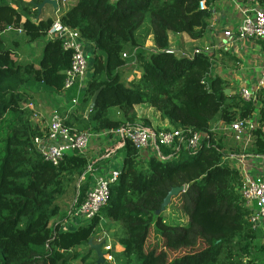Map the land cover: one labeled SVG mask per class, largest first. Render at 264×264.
I'll return each mask as SVG.
<instances>
[{"label": "trees", "instance_id": "16d2710c", "mask_svg": "<svg viewBox=\"0 0 264 264\" xmlns=\"http://www.w3.org/2000/svg\"><path fill=\"white\" fill-rule=\"evenodd\" d=\"M200 1L70 0L62 10L61 24L76 30L91 53L85 90L65 93L69 102L77 98L64 119L71 133L148 126L134 112L147 104L166 130L181 131L184 140L192 133L202 137L195 154L185 145L176 152L162 148L161 155L172 158L165 161L144 159L126 142L107 205L63 230L61 202L84 198L88 178H80L89 157L70 155L52 166L33 141L46 135L39 101L48 108L57 102L71 52L46 39L52 18L37 12L42 0H0V264H95L91 245L103 232L111 235V244L103 243L111 249L108 264H264L263 233L248 223L251 210L240 195L243 173L230 158L264 157V92L257 95L261 117L250 142L235 145L225 128L250 119L254 103L224 93L228 85L215 73L212 55L184 57L170 49L171 34L192 42L205 36L216 0H204L208 10L198 8ZM7 29L21 32L14 39L18 46L37 45V58H18L3 37ZM215 123L223 128L212 130ZM180 186L185 190L156 216L169 190ZM167 208L175 213L165 215ZM173 252L178 255L167 256Z\"/></svg>", "mask_w": 264, "mask_h": 264}, {"label": "built area", "instance_id": "2783aa9c", "mask_svg": "<svg viewBox=\"0 0 264 264\" xmlns=\"http://www.w3.org/2000/svg\"><path fill=\"white\" fill-rule=\"evenodd\" d=\"M56 8L53 10V18L50 29L47 32V40L59 41L62 49L71 52V64L65 72L63 91L76 88V95H80L86 88L89 79V64L86 56V45L80 34L73 29L63 26L60 22L62 10L68 7L70 0H54ZM200 10H208V6L204 0L198 4ZM242 19L234 33L224 31L223 37L232 41L254 40L264 44V10L260 8H251L242 13ZM6 33L15 32L18 35L19 30L14 31L7 29ZM204 53L208 55V49H195L193 54ZM124 56V55H123ZM125 57V56H124ZM264 92V72L261 74L258 82L253 88H242L239 91V97L244 103H254L257 95ZM75 98L72 103H76ZM35 117L38 113L34 107L29 104L27 106ZM42 115V114H41ZM247 120H237L230 124L225 130L231 135L235 145L243 148L250 142V131L252 126ZM46 135L43 138H36L33 141L36 151L42 159L57 166L65 157L70 155L86 156L89 140L92 134L88 132L71 133L64 125L62 119L56 110H53L45 118ZM103 138H108L117 142V146L109 148L106 154L100 160L89 161L84 169L80 182L88 178V190L84 198L79 203L74 200L73 210L69 213L71 217L88 221L92 219L103 207L107 205L109 199V187L114 184L119 177L120 166L112 165L104 166L102 160H107L114 156L116 151L123 148L126 142H129L135 151L142 154L153 155L159 160L165 161L172 159L161 155V149H171L178 151L181 145H185L186 149L195 154L202 137L197 133H192L187 140H184L182 132L178 130H156L141 123L134 125H123L116 129L98 133ZM235 161L237 166L242 169L244 161L250 157L239 156L230 157ZM118 165V164H117ZM242 171V170H241ZM243 173V182L240 188V195L245 206L251 209L248 217V223L253 228H258L259 223L264 220V180L251 178L248 174ZM185 187H183V191ZM64 221L62 227H67L69 223ZM68 225H67V224ZM107 248V249H106ZM104 249L109 250L106 246Z\"/></svg>", "mask_w": 264, "mask_h": 264}, {"label": "crops", "instance_id": "0c3cea01", "mask_svg": "<svg viewBox=\"0 0 264 264\" xmlns=\"http://www.w3.org/2000/svg\"><path fill=\"white\" fill-rule=\"evenodd\" d=\"M74 1V0H72ZM115 1V0H111ZM30 3V2H28ZM264 5V0H216L211 8L210 18L208 20V30L205 36L199 41L192 42L185 35H169L170 49L172 52L180 56L190 57L193 55L196 46L208 49V55L213 56L215 62V73L228 85L227 90L230 95H239L242 88H253L258 82L261 74L264 72V44L254 41H232L228 42L223 37L224 31L234 33L239 26L242 19V13L251 8H260ZM54 8L51 5H44L40 9V14L43 18H47L50 14L53 16ZM18 35L4 34L6 44L10 50H14L18 58L34 60L40 54L41 49L35 44L28 46H18L14 39ZM47 39V38H46ZM177 44H176V43ZM176 44V49H174ZM147 46H151L148 40ZM190 52V53H189ZM86 56L89 58L91 53L86 47ZM64 92L60 93L50 108H48L43 101H39L38 106L42 109L44 118H46L53 110H56L63 119L71 115L77 107V102L72 103L66 99ZM262 98H256L254 102V109L252 117L248 120L252 129L258 126V120L261 115L259 110L262 106L260 103ZM44 110V111H43ZM134 112L139 121H146L148 126L156 130L169 129L165 121L160 120L158 113H156L149 105H138L134 107ZM113 114L114 112L111 111ZM40 122L39 120H36ZM41 124V123H40ZM44 129V123L42 124ZM223 128L221 124L215 123L212 130H219ZM111 139H105L99 134H92L88 144V151L91 156L88 160H100V152L105 148H111ZM118 156L115 161V166L121 165L120 151H116L115 155L109 159L102 160L104 166L112 165L113 157ZM109 160V161H108ZM108 161V163H107ZM242 172L248 174L251 178L264 180V157H251L244 161ZM250 210L252 208H249ZM81 220L75 221L73 227L81 224ZM68 225V224H67ZM69 225L65 228H68ZM258 229L263 233L262 244H264V220L259 223ZM72 230V229H71Z\"/></svg>", "mask_w": 264, "mask_h": 264}, {"label": "rangeland", "instance_id": "374dc122", "mask_svg": "<svg viewBox=\"0 0 264 264\" xmlns=\"http://www.w3.org/2000/svg\"><path fill=\"white\" fill-rule=\"evenodd\" d=\"M9 3H12V2H14V1H18V0H7ZM21 1H23V2H31L32 0H21ZM46 6H48V5H46ZM48 17H51V18H53V16L50 14V16H48ZM13 33H15V32H9V33H5L6 35H8V34H13ZM17 34V33H16ZM18 35V34H17ZM171 35H173V34H171ZM176 43V42H175ZM147 44H148V41H147ZM177 44V43H176ZM176 44H174V49H176L177 47H176ZM200 48H203V47H199V46H196V48H194V49H200ZM190 53V52H189ZM60 115V114H59ZM61 117V116H60ZM62 118V117H61ZM44 130H46V127L44 128ZM105 139V141L108 139L107 137L106 138H104ZM111 143L112 144H114V146H117V142H114V141H111ZM114 146H112L111 145V147H114ZM108 150V148H105L104 150H102V152H100V158H103V156L106 154V151ZM86 156H91V152L90 151H88V152H86ZM149 155L148 154H142V158H147ZM113 159V162L115 163V161H116V159H118V156H116V157H113L112 158ZM106 161V160H105ZM109 161V160H108ZM108 161H107V163H108ZM117 166H121V165H117ZM61 204H62V207H61V211H60V217L62 218V220H64V218L66 217V215H67V219L65 218V220H67L66 222L67 223H69V228H65V227H62V229L63 230H71V229H73L74 227H73V224L75 223V221H77L78 222V219H75V218H73V217H71V215L69 214L72 210H73V204H74V200H72V201H70V200H64V201H62L61 202ZM160 213H162L161 211H157V212H155V215L157 216L158 214H160ZM174 214L175 212H174V210H173V208L172 209H169V208H167V211H166V213H165V215H169V214ZM64 220V221H65ZM64 221H63V223H64ZM182 221H186L185 220V218H182ZM54 223H57V222H54ZM66 223V224H67ZM82 223V222H81ZM65 225V224H64ZM116 226H117V228L119 229V230H121V227H120V225H117L116 224ZM97 239L100 241V242H97V243H95V244H92L91 245V247H92V249H93V246L94 245H102V248L100 249V252H101V254H102V258H103V260H104V262H103V264H108L109 262H110V254H111V249H109V250H106V249H104L105 248V246H104V242L105 241H107V243L108 244H111V235L109 234V233H107V232H103V233H101L99 236H97ZM154 242H155V239H153V236L152 235H150L149 236V243H150V245H153L154 244ZM110 247V246H109ZM94 250V249H93ZM158 250H160L161 251V249L160 248H158ZM94 252H95V250H94ZM176 255H178V252H173L172 254H167V256L168 257H171V256H176ZM93 261V263H97V257H96V253H95V259L94 260H92ZM74 264H81V263H74ZM86 264H90V262L88 261V262H86Z\"/></svg>", "mask_w": 264, "mask_h": 264}, {"label": "water", "instance_id": "95a60500", "mask_svg": "<svg viewBox=\"0 0 264 264\" xmlns=\"http://www.w3.org/2000/svg\"><path fill=\"white\" fill-rule=\"evenodd\" d=\"M44 5H51L54 9L56 8V3L54 0H42V2L40 4H35V8L37 9V12L40 13V9L44 6ZM177 56H180L179 54H176ZM100 91H96L93 96L90 98V102L85 110V117H87L89 115V113L93 110L94 106H95V102H96V98L98 96ZM224 93L226 95H229V91L226 89L224 90ZM183 192V187H174L171 188L169 190V192L166 194V196L164 197L162 203L160 204L159 207V211L163 212L166 207H168L171 203V200L173 198H176L179 196V194H181ZM102 248V245H94L93 249L95 250L96 253V257H97V263L96 264H103L104 260H103V256L100 252V249Z\"/></svg>", "mask_w": 264, "mask_h": 264}]
</instances>
